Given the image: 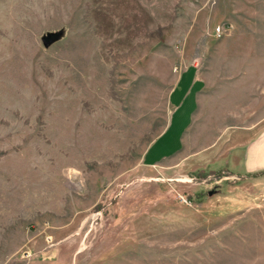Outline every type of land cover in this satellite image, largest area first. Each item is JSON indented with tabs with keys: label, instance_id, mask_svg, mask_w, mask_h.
Returning <instances> with one entry per match:
<instances>
[{
	"label": "rangeland",
	"instance_id": "374dc122",
	"mask_svg": "<svg viewBox=\"0 0 264 264\" xmlns=\"http://www.w3.org/2000/svg\"><path fill=\"white\" fill-rule=\"evenodd\" d=\"M262 132L264 0H0V264H264Z\"/></svg>",
	"mask_w": 264,
	"mask_h": 264
},
{
	"label": "crops",
	"instance_id": "0c3cea01",
	"mask_svg": "<svg viewBox=\"0 0 264 264\" xmlns=\"http://www.w3.org/2000/svg\"><path fill=\"white\" fill-rule=\"evenodd\" d=\"M229 26L227 24V27ZM182 54L181 57L183 59L195 57L186 51L182 52ZM200 83H202V79L195 64L180 67L169 94L170 122L166 128V133L150 147V154L157 156V154L169 153L172 149L171 147L176 144L175 139L181 137L182 130L185 129L190 118L194 116L199 103ZM171 138L175 144L170 143L169 140ZM237 154L239 155L238 158L241 159V167L244 170L249 172L264 170V132L258 134L242 152Z\"/></svg>",
	"mask_w": 264,
	"mask_h": 264
},
{
	"label": "built area",
	"instance_id": "2783aa9c",
	"mask_svg": "<svg viewBox=\"0 0 264 264\" xmlns=\"http://www.w3.org/2000/svg\"><path fill=\"white\" fill-rule=\"evenodd\" d=\"M229 27H227L226 25H220V26H217L215 29H214V34L216 37H221L222 35H224L226 33V31L228 30Z\"/></svg>",
	"mask_w": 264,
	"mask_h": 264
}]
</instances>
